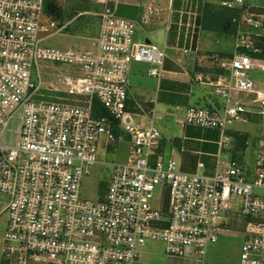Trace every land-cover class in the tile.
I'll use <instances>...</instances> for the list:
<instances>
[{"label":"built area","instance_id":"2783aa9c","mask_svg":"<svg viewBox=\"0 0 264 264\" xmlns=\"http://www.w3.org/2000/svg\"><path fill=\"white\" fill-rule=\"evenodd\" d=\"M113 7L101 12L98 36L85 48H61L46 41L63 26L46 10L45 0H0V196L6 215L4 254L18 264H134L151 242L167 255L201 264L224 231L223 213L247 220L238 264H264V149L247 178L243 165L225 151L227 130L249 115L264 119V89L251 72H264V58L247 51L264 25L246 0H219L233 11L240 51L217 66L221 108L189 106L186 123L221 130L216 171L207 176L178 169L161 149L163 133L153 120L136 123L141 113L128 108L134 62L150 64L160 76L166 53L135 40L145 16L129 19ZM255 36V37H254ZM44 91L47 94L43 93ZM252 94L243 98L240 94ZM97 99L107 114L97 115ZM18 120L17 142L3 143ZM114 122L119 133L114 132ZM100 141L107 150L127 141V160L111 166L99 200L80 196L82 179L99 162ZM202 165L201 163L199 164Z\"/></svg>","mask_w":264,"mask_h":264},{"label":"crops","instance_id":"0c3cea01","mask_svg":"<svg viewBox=\"0 0 264 264\" xmlns=\"http://www.w3.org/2000/svg\"><path fill=\"white\" fill-rule=\"evenodd\" d=\"M49 1L60 6L63 12L65 2H77L81 4L80 11L86 12L97 6L99 14L106 6H114L112 1L105 0ZM246 2L250 5V11L264 25V0ZM116 14L129 19H138L144 15L146 20L139 24L135 40L158 45L166 53L162 73L158 77L147 74L151 66L148 63L134 62L131 65V97L128 108L135 113H141L136 123L148 125L151 119L150 114L141 112L139 104L152 107L153 120L163 133L161 149L177 161L178 169L188 173L214 175L220 151L221 130L186 123L184 115L189 106L221 108L224 105V100L217 93L215 81L226 71L218 67L217 62L229 59L241 51L236 45L237 25L229 20V16L234 14L233 11L221 7L219 0H118ZM68 23L59 22L63 28L54 34L66 46L64 48L89 46L90 43H85L80 36L65 33ZM256 72L264 74L262 71L255 70ZM253 77L257 88L264 89V78ZM43 93L47 94L46 91ZM240 95L248 98L247 95L252 94ZM14 121L18 128V120ZM226 132L232 137V147L225 152L237 159L243 165L247 178L252 179L256 155L264 149V119L249 115L247 121L234 123ZM111 146L112 144L109 147ZM223 218L224 231L216 244L209 246L207 251H226V240L234 238L231 232L240 234L236 235V242L231 245L235 248L233 247L230 256L220 258L219 262H211L238 264L247 219L238 210L234 214L223 213ZM5 228L6 215L0 214V264L6 258L3 242ZM164 252L163 243L151 242L143 248L140 259L134 264H150L154 261L152 256L155 254L165 255L167 259L163 264L179 263L177 259L181 257L168 256Z\"/></svg>","mask_w":264,"mask_h":264},{"label":"rangeland","instance_id":"374dc122","mask_svg":"<svg viewBox=\"0 0 264 264\" xmlns=\"http://www.w3.org/2000/svg\"><path fill=\"white\" fill-rule=\"evenodd\" d=\"M81 4L77 2H65L64 4V12L60 18H57V21L62 22H69L67 27L64 29L65 33L69 34H75L80 36V38L86 43H91L93 39H95L100 31L101 26V14L98 13V7H92L93 10L90 11H80ZM87 6V5H86ZM103 10V9H102ZM81 12V13H79ZM100 12V11H99ZM255 37V36H254ZM252 42V46H255V43L257 41L256 37L254 38ZM58 36H52L50 37L46 43L58 47H66L62 43L58 41ZM88 47V46H87ZM87 47H84L85 49ZM80 48V47H78ZM251 51V50H249ZM252 56V55H251ZM253 76H256L257 79L264 78V74L261 73H255V71L251 72ZM256 74V75H254ZM248 98H252V95H247ZM16 121H12L10 125L8 126L7 130L2 136V142L3 143H10L13 144L17 142L18 138V131L16 128ZM16 129V132H15ZM129 144L125 141L123 142H115L112 144L111 147H109L107 150L103 147V142L100 141L99 148L97 151V158L99 162L105 161L107 164H95L91 167V173L88 176H85L82 179L81 187H80V196L83 199H89V200H99L104 195V190L108 181V178L110 176L111 172V166L109 163H120L125 162L128 157L129 153ZM4 197L0 196V214H4L2 211L3 203L1 202ZM230 235V234H229ZM231 235L234 238L227 239L226 242V251H219L215 250L213 251H207V254L205 256V261L208 263H211L214 261L219 262L221 261L220 258H227V256H230L235 246H231L232 243H235V237L240 236V234H237L235 232H231ZM234 247V248H233ZM5 248V245H4ZM160 253H163L160 251ZM165 253V252H164ZM6 257V255L4 254ZM169 256V255H168ZM154 258V261L150 264H163V262H166L165 255L162 254H155V256H152ZM7 259V258H4ZM8 260V259H7ZM219 260V261H218ZM9 264H18L17 261L14 260H8ZM156 261V262H155ZM179 262L178 264H200V261L197 260H182L177 259ZM142 264V263H137ZM173 264H175L173 262ZM213 264V263H211ZM222 264V263H221Z\"/></svg>","mask_w":264,"mask_h":264},{"label":"trees","instance_id":"16d2710c","mask_svg":"<svg viewBox=\"0 0 264 264\" xmlns=\"http://www.w3.org/2000/svg\"><path fill=\"white\" fill-rule=\"evenodd\" d=\"M45 5L47 12H49L56 20L57 18H60L62 16L63 14L62 8L53 1L45 0ZM232 16L231 15L229 16V20L231 21H232ZM254 47L259 49L260 52L247 51L244 48H241V51H247L250 55H252L255 58H264V37L258 38ZM93 103L97 115L107 114L106 110L101 106V104L97 99H94ZM114 132L116 135L119 133L116 122H114ZM1 264H9V261L7 259H4L2 260Z\"/></svg>","mask_w":264,"mask_h":264}]
</instances>
